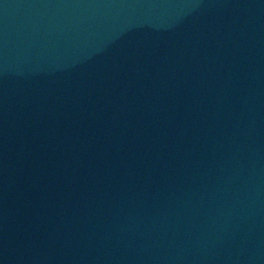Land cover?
<instances>
[{"label": "water", "instance_id": "95a60500", "mask_svg": "<svg viewBox=\"0 0 264 264\" xmlns=\"http://www.w3.org/2000/svg\"><path fill=\"white\" fill-rule=\"evenodd\" d=\"M0 264H264V0H0Z\"/></svg>", "mask_w": 264, "mask_h": 264}]
</instances>
